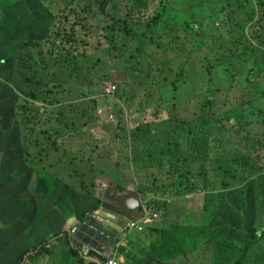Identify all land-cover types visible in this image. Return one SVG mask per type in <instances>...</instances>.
<instances>
[{
    "label": "rangeland",
    "instance_id": "rangeland-1",
    "mask_svg": "<svg viewBox=\"0 0 264 264\" xmlns=\"http://www.w3.org/2000/svg\"><path fill=\"white\" fill-rule=\"evenodd\" d=\"M52 1L57 15L78 2ZM80 1L70 13L76 39L62 41L40 21L41 0H9L10 9L0 0V98L9 99L0 104L25 101L54 118L39 127V137L59 131L69 145L63 153L82 165L43 197L33 193L31 164L19 145L0 157V238L11 233L17 242L8 254L58 233L49 243L55 264L75 263L61 229L76 228L96 207L95 184L104 173L116 185L140 188L142 210L159 212L156 224L174 217L184 226L177 229H200L180 247L172 232L157 233L172 259L149 254L147 236L132 241L139 230L128 229L124 249L132 255L121 254L123 264H235L241 251L242 264H264V74L256 73L264 66V0H238L223 11L215 0ZM216 13L221 33L207 35ZM116 62L124 64L119 84ZM111 83L117 89L107 96ZM47 145L34 152L42 168L56 163L62 148L58 142L43 160ZM62 202L74 217L65 216ZM252 227L263 238L248 248L241 230ZM218 239L237 255L231 262L219 258ZM118 254L111 248L102 262Z\"/></svg>",
    "mask_w": 264,
    "mask_h": 264
},
{
    "label": "trees",
    "instance_id": "trees-1",
    "mask_svg": "<svg viewBox=\"0 0 264 264\" xmlns=\"http://www.w3.org/2000/svg\"><path fill=\"white\" fill-rule=\"evenodd\" d=\"M2 1L8 4V7H7L8 9H10L13 6V4L9 2V0H2ZM237 1L238 0H215V2L219 3V7H218L219 10H222V11L225 8L233 7ZM41 2L43 3L42 6L40 7L41 14L38 15L40 21L47 23L48 26L54 29L55 34L58 37L62 38V41L63 40H72V41L75 40L76 39V33H75L76 28L75 27L77 26V23L74 22L73 24H71L70 13L77 10L82 5L81 1L78 0L76 8L71 9V12L69 8H67L65 14L62 13L61 15H57L54 12V8H53L54 3L52 0H41ZM6 4H2L1 7L6 8ZM217 18H218V14L216 13L211 19L212 25H210V27L206 29L207 35H215L217 34V32L221 33V29H219L218 27H215ZM61 29L65 32L64 35ZM250 59L251 58H248L246 60H250ZM32 61H33V58L31 57L29 59L30 64L32 63ZM42 62L44 61L42 60ZM117 66L123 67L124 64H120V65L118 64ZM256 73H258V77L261 74H264V66L259 67L258 72ZM253 74H254L253 68L251 65H249L246 70L247 83H251ZM9 95L12 97H16V95L12 91H10ZM2 100L7 101L9 99L0 98V102ZM36 113H37L36 106L35 105L31 106L29 103L25 105V101L24 102L22 101L14 108H12L8 103H5L4 105L0 104V133L2 134V142L0 143V157H4V155L8 154V152L11 150H17L18 145L21 142H22L23 153L27 155V151L29 150L31 146L35 147V146L41 145L43 147L42 140L44 138L48 136H52L57 139V135L54 133L55 129H48L44 131L43 138L41 140V137H39L40 135L39 127L45 124L53 123L54 118H52L51 120L48 117H43V115H41L40 113L39 115H37ZM1 117L5 120L6 124H9L10 126H13V127L4 128L2 126ZM202 120L203 122L207 124H211V121L206 118H202ZM66 125L68 126V123ZM71 125L74 126L75 123L72 122ZM20 127L22 128V133L26 137L27 140H21L20 138L21 130H19ZM52 180L53 178L49 177V182H52ZM103 184L105 185V183ZM117 187L121 189L120 194L118 196H115L114 199H110L106 196H102L100 209H98L100 207V199H98L99 205L92 210L85 211L81 217L82 221L80 222L79 225H81L82 223L94 222L96 220L94 216L95 214L99 212H112L113 211L112 208H116V206L121 207V201L129 198L130 192L124 189L125 186L123 185H118ZM50 195L51 193H49V196ZM99 196H101L100 191H99ZM69 210L70 209H67V211ZM148 230L149 231H152V230L160 231L161 229L158 227H155V228H150ZM199 232H200L199 228L188 226L187 228H179V229L174 230L172 232L171 237L180 239L179 241H177V246L180 247L182 243H188L191 238L198 236ZM241 234L248 248L255 247V245L260 243L262 241L261 239L263 238L261 237L260 227H252V228H249L248 230H241ZM53 236H58V234H54ZM53 236L49 239L42 240L34 248H32V246H28L27 248L24 249L22 253H19L18 257H16L14 260H11L9 264H20L23 261L24 257L28 258L30 256L31 254L30 252L36 254L34 258L37 255L40 256L42 254L53 255V250L49 246V243L52 241ZM68 237L71 241V249L69 252L66 251L65 253L72 254L74 257L78 255V253L82 256L83 254H86L87 246L83 242L82 238L75 239L73 236V230L69 232ZM1 239L2 238H0V240ZM217 241L219 242L213 241V244L220 247L219 258H222L226 262H231L232 258H236L237 255L232 254L229 251L228 247L224 245L225 240L218 239ZM175 243H176V240L173 239V244L175 245ZM6 245H8V242H6ZM259 245L260 244H258V246ZM10 247H13V246H10ZM123 250L124 248L120 249V251H123ZM251 253L253 254V251ZM238 256H240L241 259L235 264H242V258H245V252L244 251L239 252ZM62 264H71V263L64 262ZM73 264H99V262L85 261L84 259L79 257V262H75Z\"/></svg>",
    "mask_w": 264,
    "mask_h": 264
},
{
    "label": "clouds",
    "instance_id": "clouds-1",
    "mask_svg": "<svg viewBox=\"0 0 264 264\" xmlns=\"http://www.w3.org/2000/svg\"><path fill=\"white\" fill-rule=\"evenodd\" d=\"M117 65L118 64H116V65L114 64L112 67L113 68L117 67V68H119L122 71V66H119L118 67ZM114 82H116L118 84L121 83V81H116V80H114ZM113 86L115 87V90H114V92H115L116 89H117V86L114 83H111V85H109L106 88V91H107V89L109 87H113ZM106 91H105V94L106 95L112 96L114 94V92L111 93V94H108ZM106 116H107V114L104 117H101L99 115V117L101 119H104ZM19 130H21V135H20L21 140H27L26 137L22 133V128L21 127L19 128ZM56 135H57V138H62V133H60L59 131L57 132ZM55 140H56L55 137L48 136V137H46V138H44L42 140V143H43V145H45L46 143L47 144H51ZM21 148H22V142L19 144V151H20L21 157H23L22 154H21ZM32 148L33 147L31 146L29 148V150L27 151V155H25V154L24 155H25V160L28 163L31 164L30 168L32 170L33 184L35 186L34 187V190H33V193H34V195H37L36 194V191H37V193H39L43 197H45V195H46V193L48 191L52 192L51 187H50L49 177H51L53 175V173L55 172L56 163L51 164L49 166H46V169L45 168H42L40 166V163H39V160H38L39 155H38L37 158L34 155V152L37 149H40L41 150L42 149V146L41 145L35 146L34 147V150H32ZM44 150H46V149H44ZM81 153H83V152H81ZM83 155H84V153H83ZM85 156H86V154L84 155V160H85ZM76 158H78V157H71V159H72V166H73V164H75V167L73 169L80 170L81 167H82V165H80L79 162L77 163ZM43 160H44V154H43ZM108 176L111 178L110 180H107V176L103 173L99 178H97V183L95 185L96 186H100V188H106L108 190V195H107L108 198L114 199L115 196H118L120 194V190L121 189L118 188L117 187L118 185H116L114 183L113 176H111L109 174H108ZM103 183H105V185ZM123 186H125L124 189H126V190H128L130 192V197H129L130 198V201H127V199L126 200H122L121 201V207L130 210L132 203H135L136 204L138 201L140 202V196L139 195L142 192V190L140 188H137V190H134V189H131L130 187H128L127 185H123ZM96 199H97V205H96V207L99 205L98 204V199H100V207L98 208V209H100L101 208V197L100 198H97L96 197ZM94 208H91V209H88V210H92ZM139 210L141 211V215H136L132 220H130L128 222L127 226L124 227V229L122 231H120L118 237L117 238H114L113 241L109 245L106 246V252L105 253H98V252L92 251L90 249V250H88L86 252V254H83V257H85V256L86 257H90V258H92V260H86L84 258H82V259H84L85 261H96V262H99V264H106L109 260L115 259L119 264H123V257H122L121 254H124L126 257H130L132 255L130 253V251H127L126 252L125 249L123 251H120V249L126 247L125 245H126V243H128L127 242V238H126V236L128 234H130V232L127 231L128 229L129 230L137 229V230L145 231L144 234H145V236H147V243H148L147 250H148V253L149 254L156 255V256H159V257H163V258H166V259L175 258L173 256L174 252L172 250L165 251L162 248V246H164V244H163V241H161V240H159L157 238V233L160 232V231L161 232H168V233L173 232L174 230L177 229L176 228V225H174L177 220L174 217H170L169 222H167V219L164 221L166 223V225L164 223L162 225L159 224V223L156 224L155 223L157 221L156 219L159 216V212H158L157 209H154L153 210V209L149 208V209H146V210H142V207H141V205L139 203ZM94 217H95V219H97L98 213L95 214ZM149 219H153V221H151L152 224L150 223L149 225H147ZM172 220H173V222H172ZM81 221L82 220H80V222ZM78 226H76V228ZM155 227H158L161 230L160 231H153V230L152 231H149L148 230L150 228H155ZM180 227H184V226H180ZM76 228H74V229H76ZM74 229H71L70 231H72ZM56 234H58V233H56ZM123 240H126L125 245L122 244ZM156 245H158L161 249H158V250L155 249V246ZM257 246H258V244H257ZM88 248H90V247L87 246V249ZM111 248H114L115 254H118V253H120V254L111 256L107 260H104V262H102L103 261V255H104V257H106L107 253L109 252V250ZM24 249H22L20 251V253L22 251H24ZM30 253H31L30 256L28 258L27 257H24L23 261L20 264H22L23 262H25L29 258H33V254L34 253H32V252H30ZM93 253L95 254V256L92 255ZM262 255L264 257V252H262ZM8 256L11 257V255H8ZM18 256H19V253L16 256H14V257H11L10 259L5 260V263L9 264V262L11 260H14ZM76 256H78V255H76Z\"/></svg>",
    "mask_w": 264,
    "mask_h": 264
},
{
    "label": "crops",
    "instance_id": "crops-1",
    "mask_svg": "<svg viewBox=\"0 0 264 264\" xmlns=\"http://www.w3.org/2000/svg\"><path fill=\"white\" fill-rule=\"evenodd\" d=\"M61 139H63V138H57L55 141H53L51 144H49L45 147L46 153L44 154V160H48V159H50L54 150L57 148L58 142H60L62 144V148L58 153L55 172L51 176V178H53L52 182H50V187H51L52 192H56L55 185L64 186L66 184V182L74 174H76L78 172V170L70 168V166H72V159L66 153H63L64 149L69 146L68 140L63 139L64 141H62ZM45 169H46V167H45ZM99 191L101 193V196H99ZM107 195H108V190L106 188H100V186L95 185V197H97V198H100L102 196L108 197ZM127 201H130V198H127ZM60 205H61V207L65 213V216L67 218L74 217L75 213H73L74 211L71 208V206H69V204L62 202V203H60ZM67 209H70V210L66 211ZM172 222H173V220H172ZM164 224H165V222H164ZM176 224L181 225L178 221H176L174 225H176ZM70 227H71V225L65 226L61 229V231H67L68 235H69V232L71 230V229H69ZM66 229H69V230H66ZM134 230H137V229H134ZM144 232L145 231H142V230L135 232L138 235L137 236L133 235L131 240L135 241V239H138L140 237V235L143 234ZM52 234H54V233H52ZM6 242H8V245H6ZM130 243H131V241L126 243V245H125L129 249H130ZM9 245L10 246H17V242L14 239H11V233H9L7 236L3 235L2 239L0 240V264H7V263H5V260L10 259L11 257L15 256L12 254H11V257L8 256L9 251H8L7 247H10ZM35 255L36 254L34 253L33 258H29L28 260H26L22 264H55L54 259H53V255L42 254L44 256L37 255L34 258ZM92 255L95 256L94 253ZM78 257L84 258L86 260H92V258H90V257H86V256L83 257L82 255H79V254H78ZM72 262H74V259ZM75 262H79V258Z\"/></svg>",
    "mask_w": 264,
    "mask_h": 264
},
{
    "label": "water",
    "instance_id": "water-1",
    "mask_svg": "<svg viewBox=\"0 0 264 264\" xmlns=\"http://www.w3.org/2000/svg\"><path fill=\"white\" fill-rule=\"evenodd\" d=\"M115 64H118V62ZM116 71L121 70L117 67L114 68V80L122 81L121 77L116 74ZM112 210V212H99L94 222L79 225L73 230L74 238H82L86 246L91 247L92 251L105 253L106 246L114 238L118 237L120 231L127 226L128 222L136 215H141L139 201L136 204L132 203L130 210L120 206H116Z\"/></svg>",
    "mask_w": 264,
    "mask_h": 264
},
{
    "label": "built area",
    "instance_id": "built-area-1",
    "mask_svg": "<svg viewBox=\"0 0 264 264\" xmlns=\"http://www.w3.org/2000/svg\"><path fill=\"white\" fill-rule=\"evenodd\" d=\"M114 90H115V87L113 86V87H109L106 92L108 94H111L114 92ZM106 264H119V263L115 259H111Z\"/></svg>",
    "mask_w": 264,
    "mask_h": 264
}]
</instances>
